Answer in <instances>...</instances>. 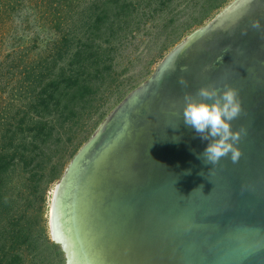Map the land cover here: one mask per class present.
I'll return each mask as SVG.
<instances>
[{"label": "water", "instance_id": "95a60500", "mask_svg": "<svg viewBox=\"0 0 264 264\" xmlns=\"http://www.w3.org/2000/svg\"><path fill=\"white\" fill-rule=\"evenodd\" d=\"M264 0H233L115 107L57 182L64 264H264ZM187 83L181 86L179 80ZM237 89L240 159L205 165L186 92ZM198 98V97H196ZM52 223L55 227H52Z\"/></svg>", "mask_w": 264, "mask_h": 264}, {"label": "rangeland", "instance_id": "374dc122", "mask_svg": "<svg viewBox=\"0 0 264 264\" xmlns=\"http://www.w3.org/2000/svg\"><path fill=\"white\" fill-rule=\"evenodd\" d=\"M233 0H0V264H64L54 188L107 115Z\"/></svg>", "mask_w": 264, "mask_h": 264}, {"label": "clouds", "instance_id": "9594fccd", "mask_svg": "<svg viewBox=\"0 0 264 264\" xmlns=\"http://www.w3.org/2000/svg\"><path fill=\"white\" fill-rule=\"evenodd\" d=\"M251 27L255 30L264 28L258 19L251 22ZM179 83L186 86L187 82L181 78ZM196 97L186 92L181 112L183 124L191 128L202 141L207 142L198 158L202 159L205 165L215 166L223 158L237 163L241 156L238 145L246 131L244 128L232 127V122L242 112L237 89L230 85H224L222 88L201 86L196 92ZM51 226L55 227V224L52 223Z\"/></svg>", "mask_w": 264, "mask_h": 264}, {"label": "bare ground", "instance_id": "6f19581e", "mask_svg": "<svg viewBox=\"0 0 264 264\" xmlns=\"http://www.w3.org/2000/svg\"><path fill=\"white\" fill-rule=\"evenodd\" d=\"M58 243V242H57Z\"/></svg>", "mask_w": 264, "mask_h": 264}]
</instances>
